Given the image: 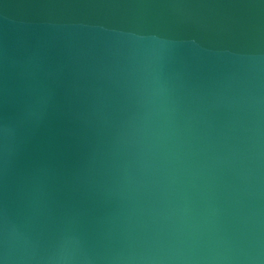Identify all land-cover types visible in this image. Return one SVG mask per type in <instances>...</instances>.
I'll return each instance as SVG.
<instances>
[{"label": "water", "instance_id": "obj_1", "mask_svg": "<svg viewBox=\"0 0 264 264\" xmlns=\"http://www.w3.org/2000/svg\"><path fill=\"white\" fill-rule=\"evenodd\" d=\"M0 264H264V0H0Z\"/></svg>", "mask_w": 264, "mask_h": 264}]
</instances>
